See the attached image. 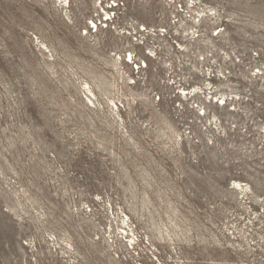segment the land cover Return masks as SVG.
I'll return each mask as SVG.
<instances>
[{"label":"rangeland","instance_id":"1","mask_svg":"<svg viewBox=\"0 0 264 264\" xmlns=\"http://www.w3.org/2000/svg\"><path fill=\"white\" fill-rule=\"evenodd\" d=\"M63 1L0 0V264H264V0Z\"/></svg>","mask_w":264,"mask_h":264},{"label":"bare ground","instance_id":"2","mask_svg":"<svg viewBox=\"0 0 264 264\" xmlns=\"http://www.w3.org/2000/svg\"><path fill=\"white\" fill-rule=\"evenodd\" d=\"M61 3H65V6L66 8H69L70 7V3L68 2V0H64L63 2ZM102 2H100L101 4ZM96 4V3H95ZM108 4V10H106V12L103 13V17H102V24H107L109 22H112L113 19H116V11L117 9L120 7L118 2L116 0H110L109 2H107ZM213 11V10H210V12ZM90 27L93 29V30H96L98 29V25L95 24L94 22H91V25ZM106 27V25H105ZM143 27V32H147L148 30ZM141 27V28H142ZM149 32V31H148ZM183 47V46H181ZM187 49V48H186ZM149 53V52H148ZM129 56V55H128ZM130 61L132 62L133 61V58H132V54L130 53ZM127 58V56H126ZM122 59V56L121 55H117L115 58H113V63H112V66L115 68V69H120L123 67V63L120 61ZM128 59V58H127ZM129 61V59H128ZM144 61L142 60L141 63H143ZM146 64V63H145ZM144 65V64H142ZM145 67V66H144ZM138 67L136 66V69ZM129 80L133 81L134 78H129ZM86 89L88 91L89 94H91L92 96H95V93L94 91L92 90V88L90 87V85L88 83H86ZM198 88H195L194 91L191 93V94H194L196 93ZM201 90V89H200ZM183 96L186 94V92L183 90L182 92H180ZM185 97V96H184ZM207 101V100H206ZM221 103L222 104H226V100L224 99H221ZM234 186H235V189L237 190H240L241 191V194H246L248 191H249V188L247 186H243L241 183L239 182H236L234 183ZM123 225L125 226V228H119L120 229V234H122L124 237V239H129V242H130V246H133L134 242H135V239H131L130 235L133 234V231L131 230V233H130V229L131 227L129 226V223H127L125 220L123 221ZM106 242V249H109L111 248V245H109L110 243L107 241V240H104ZM104 253V251H103ZM107 255V257L109 258L110 257V253L107 251L106 253H104Z\"/></svg>","mask_w":264,"mask_h":264}]
</instances>
